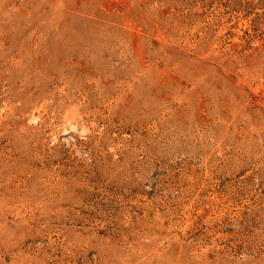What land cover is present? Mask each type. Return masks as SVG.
I'll return each instance as SVG.
<instances>
[{"label": "rangeland", "instance_id": "374dc122", "mask_svg": "<svg viewBox=\"0 0 264 264\" xmlns=\"http://www.w3.org/2000/svg\"><path fill=\"white\" fill-rule=\"evenodd\" d=\"M0 264H264V0H0Z\"/></svg>", "mask_w": 264, "mask_h": 264}]
</instances>
